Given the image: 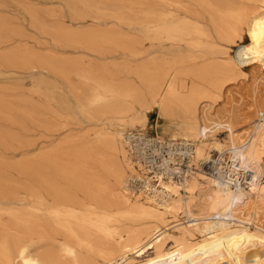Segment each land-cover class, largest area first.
Returning <instances> with one entry per match:
<instances>
[{
  "label": "bare ground",
  "instance_id": "bare-ground-1",
  "mask_svg": "<svg viewBox=\"0 0 264 264\" xmlns=\"http://www.w3.org/2000/svg\"><path fill=\"white\" fill-rule=\"evenodd\" d=\"M67 6L92 27L48 26L24 13L55 46L81 51L75 57L31 51L21 44L24 33L0 17V81L23 70L44 102L24 98L27 106L17 109L0 94V120L24 129L16 112L48 133L70 120L88 128L17 165L16 174L34 183L25 195L8 196L0 185V264H209L213 256L264 264V183L252 177L246 195L237 177L264 158V117L246 138L230 133L227 143H211L209 124L220 123L204 110L225 84L245 78V67L264 70V0ZM106 19L113 26L99 27ZM153 111L165 120L169 143L192 145V168L180 181L150 178L126 136L144 132L137 128ZM8 177L0 172V183ZM136 180L143 190L131 193ZM255 245L262 250L247 251Z\"/></svg>",
  "mask_w": 264,
  "mask_h": 264
},
{
  "label": "rangeland",
  "instance_id": "rangeland-1",
  "mask_svg": "<svg viewBox=\"0 0 264 264\" xmlns=\"http://www.w3.org/2000/svg\"><path fill=\"white\" fill-rule=\"evenodd\" d=\"M69 3L74 4L75 0H5V6L0 7V17L5 19L11 28L24 33L25 36L21 44L31 51L42 56L75 57L79 56L81 51L55 46L51 43L48 36L31 26L29 17L24 13V9H29L33 13H36L43 20V23L48 26L61 24L64 27H71L77 30L90 29L93 25L92 19L90 17H86L80 21L75 19L72 16V8L67 6ZM73 9L75 11L82 10L81 7ZM112 23V20L106 19L100 21V25L98 26L108 29L113 26ZM252 68L254 69L252 70ZM18 71L15 72V75H12L14 78L0 81V94L5 99L10 100L14 108L17 109L27 106L25 103L20 102L24 98H29L32 103H44L42 97H38L32 93L34 86L31 80L27 78L28 75L25 74V71ZM244 73L246 74L245 78L239 76L232 82L225 84L214 102H209L206 104L207 107H204V110L210 112L212 115L211 118L220 123L219 125L209 124L207 134L212 136L211 143H227L230 133H233L236 137L246 138L253 126L262 122L261 119L264 117V70L260 71L256 65H250L244 68ZM257 78L260 80L254 82ZM49 105L51 109H57L54 102H49ZM203 105L205 104H202L201 108ZM41 112L48 118L49 113L46 109H42ZM11 116L24 129L9 125L0 120V142L3 143H0V172H6L9 176L7 178L9 182L0 183V185L3 193L6 195L14 196L16 194L17 197H21L27 193L26 191L34 183L27 177L16 174L17 165L27 158H32L41 149H50L63 137L68 136V134H81L88 128L85 124L77 126L76 122L70 120L69 123L71 124L68 128L57 133H48L44 132L42 128H36L34 125L28 123L19 113L11 112ZM147 116L148 122L146 126L144 128L139 127L137 130H143L150 137H156L157 139L160 137L161 141H168L167 134L169 132L164 131L165 120L159 118L156 111L149 113ZM4 132H11L10 136H14L20 140L23 145L11 142L8 135ZM226 156L228 157L229 154ZM247 165L248 169L238 171L237 175L240 186L246 195L249 194L247 181L252 179V177L255 184L264 183V158L259 163L247 162ZM198 172L204 174L203 172ZM131 185L132 182H130V187ZM136 191L133 190L131 193H140L139 189ZM259 217H261V220L258 224L264 227V218L262 216ZM179 219L183 221L181 214L179 215ZM251 250H262V247L255 245L248 248L247 251ZM209 264H227V260L222 259V256H213Z\"/></svg>",
  "mask_w": 264,
  "mask_h": 264
},
{
  "label": "built area",
  "instance_id": "built-area-1",
  "mask_svg": "<svg viewBox=\"0 0 264 264\" xmlns=\"http://www.w3.org/2000/svg\"><path fill=\"white\" fill-rule=\"evenodd\" d=\"M130 139L134 155L142 165L147 166L149 177L160 174L172 181H180L191 170L192 145L187 143H169L150 137L145 132H129L126 134ZM154 172V173H153ZM131 189L134 191L142 188V182H132Z\"/></svg>",
  "mask_w": 264,
  "mask_h": 264
}]
</instances>
